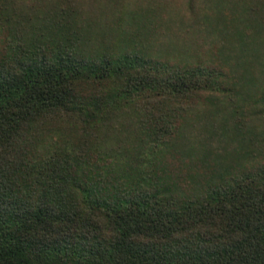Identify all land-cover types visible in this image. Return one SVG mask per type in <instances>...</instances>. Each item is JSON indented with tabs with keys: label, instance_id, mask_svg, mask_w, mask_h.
<instances>
[{
	"label": "trees",
	"instance_id": "1",
	"mask_svg": "<svg viewBox=\"0 0 264 264\" xmlns=\"http://www.w3.org/2000/svg\"><path fill=\"white\" fill-rule=\"evenodd\" d=\"M44 1L0 0V264H264V150L157 172L227 73L93 43L71 0L20 6Z\"/></svg>",
	"mask_w": 264,
	"mask_h": 264
},
{
	"label": "rangeland",
	"instance_id": "2",
	"mask_svg": "<svg viewBox=\"0 0 264 264\" xmlns=\"http://www.w3.org/2000/svg\"><path fill=\"white\" fill-rule=\"evenodd\" d=\"M37 3V2H36ZM73 20L91 42H112L146 58L200 59L227 73L231 93L195 104L164 161L162 186L184 187L174 174L197 157L241 156L240 147L264 150V0H71ZM29 7L31 18L53 10L52 0ZM31 7H34L33 9ZM32 9V10H31ZM117 36V37H115ZM121 36L126 42L116 40ZM115 37V38H114ZM115 39V40H114ZM181 124V123H180ZM249 135L242 137L240 132ZM243 138V139H242ZM240 154V156H239ZM214 160V158H213ZM178 161V162H180ZM179 174V173H178ZM182 179V178H180Z\"/></svg>",
	"mask_w": 264,
	"mask_h": 264
}]
</instances>
